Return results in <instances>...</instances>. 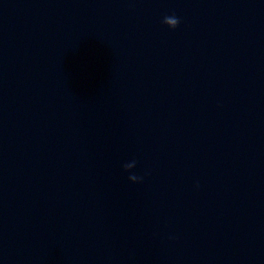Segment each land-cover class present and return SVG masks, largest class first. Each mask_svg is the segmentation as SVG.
<instances>
[{
	"label": "clouds",
	"instance_id": "clouds-1",
	"mask_svg": "<svg viewBox=\"0 0 264 264\" xmlns=\"http://www.w3.org/2000/svg\"><path fill=\"white\" fill-rule=\"evenodd\" d=\"M162 23L165 24L168 28L175 30L179 26L180 20L178 17H176L173 14L171 16H165L162 20ZM135 166H136V161L133 160L130 163L124 164L123 168L125 171L130 172V170H132ZM128 179L132 181L133 183H138L142 181L143 177L137 176L136 174H130ZM197 187L199 186L197 185Z\"/></svg>",
	"mask_w": 264,
	"mask_h": 264
}]
</instances>
